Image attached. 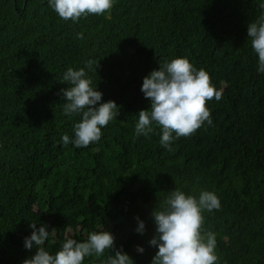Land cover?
Masks as SVG:
<instances>
[{"label": "trees", "instance_id": "obj_1", "mask_svg": "<svg viewBox=\"0 0 264 264\" xmlns=\"http://www.w3.org/2000/svg\"><path fill=\"white\" fill-rule=\"evenodd\" d=\"M261 4L114 0L110 13L73 22L47 0H0V264L34 255L24 247L31 222L56 229L45 244L51 254L66 230L84 241L107 229L135 264H151L158 249L148 243L150 214L174 189L219 198V210L203 212V230L216 234L217 264H264V73L247 37V24L264 14ZM178 57L206 70L223 97L207 102L211 125L168 151L155 123L149 136L137 137L135 126L139 111L150 108L144 77ZM69 67L85 68L103 101L120 106L101 139L85 148L61 139H74L81 120L64 114L58 95ZM137 216L145 235L135 231Z\"/></svg>", "mask_w": 264, "mask_h": 264}, {"label": "clouds", "instance_id": "obj_2", "mask_svg": "<svg viewBox=\"0 0 264 264\" xmlns=\"http://www.w3.org/2000/svg\"><path fill=\"white\" fill-rule=\"evenodd\" d=\"M48 5L65 20L78 22L88 15H103L111 11L114 0H47ZM264 8V4L260 5ZM247 37L258 56V72L264 73V14L247 24ZM77 38L83 39L78 33ZM93 61L86 62L92 69ZM99 63L94 71L97 72ZM68 87L62 88L58 95L65 101L63 112L66 116L80 115V122L74 125L75 138L63 134L64 145L74 144L85 148L98 142L102 128L120 115V106L115 101H103V93L92 86L85 68L74 70L69 67L63 74L62 82ZM141 92L150 101V108L140 110L135 126L137 137L149 136L153 132V123L162 129L160 144L173 151L172 143L181 137H189L207 123L212 124L211 111L207 102L213 98L219 101L223 97V87L219 90L212 84L210 74L203 68L197 69L187 58H175L164 61L159 68L151 71L143 79ZM220 200L214 192L202 190L199 198L188 195L179 189L170 191L168 197L151 212L155 234L148 241L157 248L151 264H217L216 234L203 230V212L219 210ZM140 235L147 232L146 222L135 217ZM31 235L24 238V247L28 251L35 249L34 255L24 259L22 264H84L86 257H103L101 264H135L134 259L123 250L116 248L115 235L107 230L93 231L84 241H78L66 230L60 249L51 254L45 244L56 235V229L48 230L47 224L31 222ZM136 251L144 253V247L137 245Z\"/></svg>", "mask_w": 264, "mask_h": 264}]
</instances>
